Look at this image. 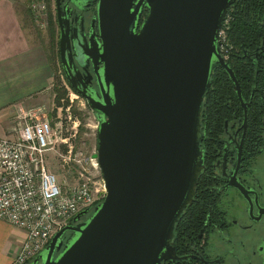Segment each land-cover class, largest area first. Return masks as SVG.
<instances>
[{
  "label": "water",
  "instance_id": "obj_1",
  "mask_svg": "<svg viewBox=\"0 0 264 264\" xmlns=\"http://www.w3.org/2000/svg\"><path fill=\"white\" fill-rule=\"evenodd\" d=\"M56 1L71 80L68 21ZM234 1L98 0L100 41L92 34L88 43L83 30L73 38L96 67L97 98L76 89L97 113L94 157L106 196L30 264H161L175 255L174 229L204 168L203 102L214 69L225 68L220 30ZM143 6L149 13L139 26Z\"/></svg>",
  "mask_w": 264,
  "mask_h": 264
},
{
  "label": "flooded vegetation",
  "instance_id": "obj_2",
  "mask_svg": "<svg viewBox=\"0 0 264 264\" xmlns=\"http://www.w3.org/2000/svg\"><path fill=\"white\" fill-rule=\"evenodd\" d=\"M55 3L62 73L89 107L76 88L97 98L96 67L82 40L73 35L83 30L88 43L92 34L100 41L98 0L61 1L72 47L71 80L61 62ZM148 13L143 6L139 26ZM222 54L225 95L221 101L203 103L204 168L193 201L176 223L175 255L161 264H264V0H235L228 7ZM91 214L92 209L80 221ZM65 236L67 242L71 233Z\"/></svg>",
  "mask_w": 264,
  "mask_h": 264
},
{
  "label": "built area",
  "instance_id": "obj_3",
  "mask_svg": "<svg viewBox=\"0 0 264 264\" xmlns=\"http://www.w3.org/2000/svg\"><path fill=\"white\" fill-rule=\"evenodd\" d=\"M47 0H29L36 22L42 21ZM225 21L220 30L222 53ZM69 111V108L68 110ZM12 137L0 136V219L25 231L12 264H27L53 235L81 211L106 196L105 182L94 153L76 149L63 119L56 123L41 107L19 108ZM68 120H77L73 114ZM63 148V150H62ZM60 153L74 182L64 185L48 164V156Z\"/></svg>",
  "mask_w": 264,
  "mask_h": 264
},
{
  "label": "crops",
  "instance_id": "obj_4",
  "mask_svg": "<svg viewBox=\"0 0 264 264\" xmlns=\"http://www.w3.org/2000/svg\"><path fill=\"white\" fill-rule=\"evenodd\" d=\"M24 0H0V136H9L18 108H35L47 92L51 66L42 48L31 44L23 22ZM16 115V113H15ZM24 230L0 219V264H12Z\"/></svg>",
  "mask_w": 264,
  "mask_h": 264
},
{
  "label": "rangeland",
  "instance_id": "obj_5",
  "mask_svg": "<svg viewBox=\"0 0 264 264\" xmlns=\"http://www.w3.org/2000/svg\"><path fill=\"white\" fill-rule=\"evenodd\" d=\"M22 4L23 22L30 42L32 45L44 50L52 70L49 89L41 96H37V105L35 107H41L44 114L53 123L58 122L60 118L63 119L69 132L75 134L72 140L76 149H83L89 154L96 150L98 121L93 111L85 105L84 100L73 91L64 79L59 61V27L56 20L55 0H47V6L40 23L33 18L29 8V0H24ZM223 42L225 44V31ZM223 51L225 52V46ZM68 108L69 111H67ZM70 114L74 115L77 124L73 120H68V115ZM15 126L16 119L13 117L10 129L11 135L9 134V136L14 135L12 129ZM48 164L57 173L61 184L74 182L70 175L67 174L68 165L64 162L60 153H51L48 156Z\"/></svg>",
  "mask_w": 264,
  "mask_h": 264
},
{
  "label": "trees",
  "instance_id": "obj_6",
  "mask_svg": "<svg viewBox=\"0 0 264 264\" xmlns=\"http://www.w3.org/2000/svg\"><path fill=\"white\" fill-rule=\"evenodd\" d=\"M219 68L220 67L215 68L213 71V74L211 77V85L205 94V98L203 102L204 104H205V101L209 103H215V102H218L219 100L221 101L222 96L225 95V84H222L221 82L223 75H222V71L220 70L221 68L220 69ZM29 263L30 262H28L27 264Z\"/></svg>",
  "mask_w": 264,
  "mask_h": 264
}]
</instances>
